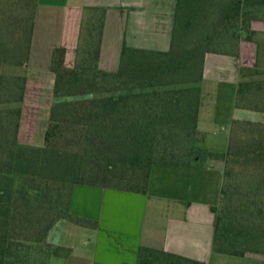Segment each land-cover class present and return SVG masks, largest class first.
Segmentation results:
<instances>
[{"label":"trees","instance_id":"16d2710c","mask_svg":"<svg viewBox=\"0 0 264 264\" xmlns=\"http://www.w3.org/2000/svg\"><path fill=\"white\" fill-rule=\"evenodd\" d=\"M37 5L0 0V264H48L58 252L47 241L51 226L60 218L85 222L70 211L76 184L144 193L152 166L193 167L206 159L224 163L212 250L260 251L253 230L233 217L228 184L233 175L250 176L252 204L262 211L264 122L233 118L223 153L199 147L196 83L207 53L239 56L241 41L254 40L264 0H176L169 49L124 45L114 71L98 64L103 8L84 7L73 63L64 46L52 49L54 100L43 143L32 145L19 140V129ZM234 107L264 112L259 64L239 67ZM136 264L208 262L142 244Z\"/></svg>","mask_w":264,"mask_h":264},{"label":"crops","instance_id":"0c3cea01","mask_svg":"<svg viewBox=\"0 0 264 264\" xmlns=\"http://www.w3.org/2000/svg\"><path fill=\"white\" fill-rule=\"evenodd\" d=\"M175 5L176 0H38L19 140L26 144L44 140L47 124L39 130L37 122L46 84L52 90L51 52L64 46L66 63H73L84 7L103 8L98 64L114 71L124 45L169 49ZM252 28L254 40L241 41L239 56L207 53L196 83L197 128L202 133L198 143L213 152L226 150L233 118L253 120L244 112L247 109L234 107L239 67L257 63L264 68V21H255ZM223 165L222 159L193 167L154 165L144 193L76 184L70 211L85 222L60 218L51 226L47 241L58 252L48 264H136L142 244L208 264H264V253L239 256L212 250V207L220 198Z\"/></svg>","mask_w":264,"mask_h":264},{"label":"rangeland","instance_id":"374dc122","mask_svg":"<svg viewBox=\"0 0 264 264\" xmlns=\"http://www.w3.org/2000/svg\"><path fill=\"white\" fill-rule=\"evenodd\" d=\"M87 15H89L88 12H87ZM194 84L195 83H193V85ZM46 87L47 89L43 91V93L45 94H43V96L41 97V99L43 100V103H42L43 111L40 112V118L38 115L37 123H38L39 130L41 129L42 126L47 124L49 107L54 100V98L52 97V90L48 89L47 84H46ZM244 112L252 114L253 116L252 119L254 121L264 122V112L252 111V110L251 111L244 110ZM41 137L39 138L40 140L42 139ZM198 142H197L198 146L201 147ZM40 144L37 143V144H32V145H40ZM211 161H214V160H209V159L205 160V162H211ZM223 183H224V176L222 177L221 185ZM228 185L230 186L229 193L234 194V197L232 198V200L229 201L230 210L232 214H234L233 217L237 219L238 222L241 223V226L243 228L253 230L254 234L256 235L255 239H257L255 243L256 245L255 244L254 245L258 247L259 249H261L260 251H257V252L248 251L247 253H262V252L264 253V250H263L264 249V206H263L262 211L257 212L254 205L252 204L253 202L252 197H250V196H253L252 178L246 175H233ZM246 198H248L247 202L244 201ZM242 203H245L246 205H244V207L241 208ZM222 205H223L222 200H220L218 203L219 209H221ZM225 210L229 211V209H225ZM249 219H251L252 221H250Z\"/></svg>","mask_w":264,"mask_h":264}]
</instances>
